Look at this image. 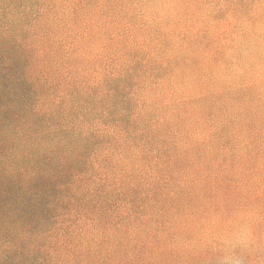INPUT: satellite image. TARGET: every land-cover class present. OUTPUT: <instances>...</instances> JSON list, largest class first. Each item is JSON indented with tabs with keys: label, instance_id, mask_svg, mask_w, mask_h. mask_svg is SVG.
<instances>
[{
	"label": "clouds",
	"instance_id": "9594fccd",
	"mask_svg": "<svg viewBox=\"0 0 264 264\" xmlns=\"http://www.w3.org/2000/svg\"><path fill=\"white\" fill-rule=\"evenodd\" d=\"M0 264H264V0H0Z\"/></svg>",
	"mask_w": 264,
	"mask_h": 264
}]
</instances>
